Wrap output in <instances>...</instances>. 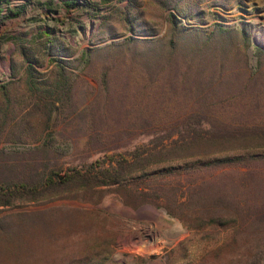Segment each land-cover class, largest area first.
<instances>
[{"label":"rangeland","instance_id":"1","mask_svg":"<svg viewBox=\"0 0 264 264\" xmlns=\"http://www.w3.org/2000/svg\"><path fill=\"white\" fill-rule=\"evenodd\" d=\"M0 9V104L6 86L15 108L0 183L56 182L0 206V264H264V0ZM43 31L62 48L41 78L50 58L69 67L61 100L25 83L17 42L38 48ZM124 158L147 176L64 183Z\"/></svg>","mask_w":264,"mask_h":264},{"label":"trees","instance_id":"2","mask_svg":"<svg viewBox=\"0 0 264 264\" xmlns=\"http://www.w3.org/2000/svg\"><path fill=\"white\" fill-rule=\"evenodd\" d=\"M115 0H100L103 4L112 3ZM122 1V0H117ZM1 11V9H0ZM176 22L175 19H172ZM242 32L247 37V32L242 29ZM41 42L38 44V48L32 49L31 46H27L24 43L17 42L18 49L23 55L26 62V85L28 93L37 98L39 101H45L48 99L61 100L65 94V88H68L69 82V67L63 62L57 60V58H50L49 62H56L54 66V72L49 74L46 79L41 78V73L37 69L41 63L42 53L45 51L47 55L55 53V51L61 50L62 46L56 42V37L52 36L49 32L43 31L40 35ZM2 103L0 104V135L4 130L9 116L13 113V100L9 94L8 87H4L1 91ZM47 146V145H46ZM129 160L124 158L118 161V166L112 169H103L100 173L93 175L89 172L85 173L80 170L72 174H68L64 183H94L95 185L115 184L123 182L125 175L130 174L133 169L137 170L140 177L147 176L145 166L139 162H128ZM135 161V160H134ZM229 163L240 162L241 158H235L231 160H225ZM132 169V170H131ZM54 172H51L47 177L42 180L34 181L32 183L25 180H13L7 183H0V206L11 204L16 199L27 196L36 197L46 192L48 189L55 187L56 182L53 179ZM128 174V175H129Z\"/></svg>","mask_w":264,"mask_h":264}]
</instances>
